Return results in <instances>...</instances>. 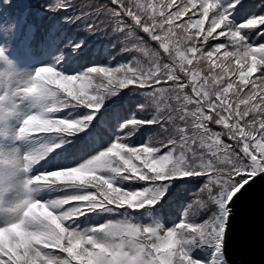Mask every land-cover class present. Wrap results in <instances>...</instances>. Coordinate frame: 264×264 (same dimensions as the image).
<instances>
[{
    "label": "snow or ice",
    "instance_id": "obj_1",
    "mask_svg": "<svg viewBox=\"0 0 264 264\" xmlns=\"http://www.w3.org/2000/svg\"><path fill=\"white\" fill-rule=\"evenodd\" d=\"M3 3L10 5L11 0ZM237 4L244 7L241 0H230L228 8L235 9ZM46 6L49 11L71 9L76 13L71 20L83 24L86 31L106 33L113 46L118 45L131 58L116 67L92 66L77 75H62L51 66L36 68L9 90L10 97L30 99L34 108L21 116L16 139L79 130L81 119L49 114L70 106L98 110L105 98L125 88L141 91L144 102L138 108L151 118L124 121L119 125L124 135L86 162L81 163L83 156L68 162L52 157L46 163L54 170L34 175L71 170L68 179L40 184L30 176L19 181L26 195L11 210L12 219L0 226V264H197L190 257L191 248L209 245L221 253L227 217L234 215L241 197L264 173V68L257 79L248 82L246 92L237 88L234 98L229 99L226 94L232 82L221 87L224 81L211 67L201 75L200 62L212 61L214 55L219 59L223 50V57L240 66L223 70L240 71L241 80L245 79L242 69L248 57H252V65L247 67L251 73L256 70L255 49L262 54L264 46L251 47L241 37L240 28L264 25V15L233 27L231 13L217 9V0H166L159 16L149 12L155 5L139 0H96L79 5L75 0H50ZM165 7L174 11L165 13ZM197 8L199 19H194L193 11L186 22L180 20ZM210 8L217 10L209 15ZM205 18L209 21L206 30ZM177 20L180 22L175 23ZM9 21H15L12 14L0 18V31ZM190 27L196 29L191 36ZM70 46L74 51L81 47L79 43ZM38 48L52 58L63 53L58 41H39ZM33 55L31 51L18 53L25 62ZM222 65L223 60L217 67ZM82 119L90 121L92 116ZM144 125L158 126L146 146L125 147L126 137ZM48 151L47 146L37 145L11 157V176L27 173ZM110 174L115 175L110 179ZM185 176L203 177L204 181L192 193L181 222L168 229L155 222L139 225L133 214L164 219L174 193L165 183L145 198L150 187L124 190L119 185L125 181L151 185ZM77 184L88 186L85 194H65L39 205L31 202V193L37 187L63 193ZM165 190L168 197L162 200ZM34 209H43L44 213ZM97 209L118 214L120 219L86 230L71 228L74 217ZM203 213L208 215L199 221Z\"/></svg>",
    "mask_w": 264,
    "mask_h": 264
},
{
    "label": "trees",
    "instance_id": "obj_2",
    "mask_svg": "<svg viewBox=\"0 0 264 264\" xmlns=\"http://www.w3.org/2000/svg\"><path fill=\"white\" fill-rule=\"evenodd\" d=\"M49 2L50 0H11L9 5L0 0V18L6 17L8 14L15 17V21H9L6 27L0 31V49L4 51V58L0 59V97H6L0 100V108L4 110L0 112V169L6 167L3 163L6 159L25 154L37 145H45L50 149L45 154L44 159L34 165L27 173H18L16 176L0 181V226L12 219L11 209L16 201L21 198L17 188L18 182L26 177L34 176L38 171L54 170L51 165L46 163L47 160L56 157L60 162H68L70 158L83 156L81 163L86 162L100 152L106 151L117 137L124 135L119 128V125L124 121L151 118L138 108V105L144 102L141 91H131L125 88L116 95L105 98L98 110H90L82 106H70L49 114L56 118L81 119L79 130L29 136L21 140L16 139V130L19 127L21 116L33 111L34 108L30 99L20 101L10 97L9 90L36 68L41 65L51 66L62 75H77L82 74L83 71L92 66L116 67L119 63L126 62L131 58L130 54L122 52L118 45L113 46L112 40L106 33L86 31L83 24L71 20L70 18L76 15L71 9L68 11H49L46 6ZM75 2L79 5L96 2V0H75ZM99 2L103 3L107 0H99ZM176 2L179 3V0ZM197 2L199 3V0ZM209 2L212 3V0ZM139 3L155 5L156 7L149 9V12L155 11L156 15L159 16L161 14L160 6L166 4V0H139ZM229 3L230 0H217V9H227L231 13L229 20L233 27L245 24L254 16L264 15V6H261V0H241L244 7L241 8V5L237 4L235 9L228 8ZM217 9L210 8L209 15L211 11ZM170 11H174V9L164 8L165 13ZM193 11L196 12L194 19H199L200 9L197 8L195 10L190 9L180 20L186 22L187 16L191 15ZM180 20L175 23H179ZM208 22V19L205 18V30ZM195 32L196 29L190 27L188 35H194ZM240 35L251 47L264 46V25H257L252 28L241 27ZM45 39L50 42L58 41L59 45L63 47V53H57L56 58L43 54L38 48V42ZM196 39L199 40V37ZM75 43H79L81 47L74 51L70 45ZM29 51L33 52L34 55L26 62L18 56V53ZM255 51L257 53L256 70L251 73L247 72V67L252 65V57L249 56L247 65L242 69L246 77L243 80L240 78V71L226 72L223 70L228 67L240 68L234 61L223 57V50L220 52L219 59L216 55L212 57V61L215 63L209 60L200 62V74H207L209 67H211L214 74L224 81L221 87H227V82H232L233 87L229 89L226 95L229 99H233L236 89L243 88L246 92L249 86L248 82L257 79L260 70L264 68V53L260 54L258 49ZM57 59H59V63H57ZM221 60H223L222 67H217L221 64ZM69 68H78L80 71H66ZM52 87L56 86L52 85ZM190 91L191 89H189ZM241 94L243 95V93ZM85 115H91L92 119L90 121L83 120L82 117ZM156 130H158L157 125L142 126L133 135L126 137L125 147L146 146L149 135ZM215 130L219 131L220 129L215 127ZM155 155L156 153H154ZM135 163L139 164L140 162L135 161ZM113 175L115 174H110L108 178L111 179ZM203 181V177L185 176L169 178L165 182H157L151 185H147L145 182L125 181L119 186L124 190H141V185L150 187L151 191L145 194V198H147L166 183L167 189H171L174 195L170 200V211L164 219L156 220L154 217L133 215L137 217L139 225L150 226L155 222L168 229L181 222V216L192 198V193L200 188ZM87 187L77 184L67 187L63 193L52 191L49 187H43L38 190L34 189L31 196L33 199L47 202L65 194H85L84 189ZM166 197H168L167 190L164 191V196L161 199ZM33 211L38 214L44 213L43 209H34ZM207 215L208 213H203L198 220L202 221ZM119 219L118 214L97 209L87 212L85 215L74 217L70 223L72 229L86 230L89 227L104 225ZM189 254L197 264H213L219 253H216L212 246L201 245L189 249Z\"/></svg>",
    "mask_w": 264,
    "mask_h": 264
},
{
    "label": "water",
    "instance_id": "obj_3",
    "mask_svg": "<svg viewBox=\"0 0 264 264\" xmlns=\"http://www.w3.org/2000/svg\"><path fill=\"white\" fill-rule=\"evenodd\" d=\"M227 217L221 255L225 264H264V173Z\"/></svg>",
    "mask_w": 264,
    "mask_h": 264
},
{
    "label": "clouds",
    "instance_id": "obj_4",
    "mask_svg": "<svg viewBox=\"0 0 264 264\" xmlns=\"http://www.w3.org/2000/svg\"><path fill=\"white\" fill-rule=\"evenodd\" d=\"M3 163L6 165V167L3 169H0V181L6 180L7 178H9L14 173V169L10 166L11 165L10 158L3 161ZM22 167L23 166L20 165L21 169H22ZM20 173H22V172H20ZM70 177H71V170H69L68 172L41 174L39 176H34L32 179L34 182L38 181L40 184H50V183L61 182V181L68 179ZM22 180L23 179H21L20 181H22ZM17 188H18V192H19L21 198H19L16 201V203H18L26 195V193L23 190L22 184H20L19 182L17 184ZM38 189H39V187L35 188V190H38ZM31 202L35 203L37 205L42 203L40 200H37V199H33ZM14 206L12 207V209L14 208Z\"/></svg>",
    "mask_w": 264,
    "mask_h": 264
},
{
    "label": "rangeland",
    "instance_id": "obj_5",
    "mask_svg": "<svg viewBox=\"0 0 264 264\" xmlns=\"http://www.w3.org/2000/svg\"><path fill=\"white\" fill-rule=\"evenodd\" d=\"M213 264H224L221 253L218 254L216 261Z\"/></svg>",
    "mask_w": 264,
    "mask_h": 264
}]
</instances>
